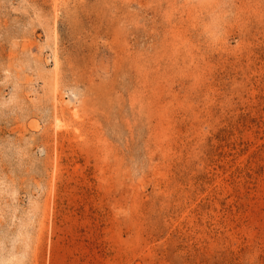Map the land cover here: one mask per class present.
Listing matches in <instances>:
<instances>
[{
	"label": "rangeland",
	"instance_id": "1",
	"mask_svg": "<svg viewBox=\"0 0 264 264\" xmlns=\"http://www.w3.org/2000/svg\"><path fill=\"white\" fill-rule=\"evenodd\" d=\"M0 264H264V0H0Z\"/></svg>",
	"mask_w": 264,
	"mask_h": 264
}]
</instances>
